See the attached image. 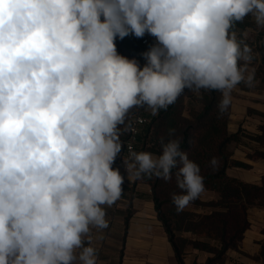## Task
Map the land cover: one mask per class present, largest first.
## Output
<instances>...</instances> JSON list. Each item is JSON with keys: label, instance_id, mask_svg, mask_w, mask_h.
<instances>
[{"label": "clouds", "instance_id": "1", "mask_svg": "<svg viewBox=\"0 0 264 264\" xmlns=\"http://www.w3.org/2000/svg\"><path fill=\"white\" fill-rule=\"evenodd\" d=\"M249 15L264 30V0H0V264H98L82 237L108 228L102 206L122 195L113 164L129 111L156 116L204 89L222 92L226 112L238 84L254 86L248 33L230 31ZM146 33L157 43L141 68L115 41ZM161 143L158 156L130 152L126 179L169 181L179 165L180 213L204 178L179 138Z\"/></svg>", "mask_w": 264, "mask_h": 264}, {"label": "trees", "instance_id": "2", "mask_svg": "<svg viewBox=\"0 0 264 264\" xmlns=\"http://www.w3.org/2000/svg\"><path fill=\"white\" fill-rule=\"evenodd\" d=\"M257 26L252 21V16L245 17L242 22H235L230 31H234L240 40L241 32ZM261 45L257 51L260 65L257 73L261 78L264 88V30L260 31ZM124 51L129 53V60L135 59L139 47L136 42L123 45ZM242 66V61L239 62ZM192 98L200 110L192 109L189 117L184 116V102L187 97ZM222 99L219 90L208 91L201 89L199 92L185 89L176 102L169 105L166 110L146 119L141 135L138 138L135 151L150 152L154 155L162 154L161 137L164 143L171 139H180V150L188 154V158L200 168V175L204 178V191L216 196L215 201L202 203L199 197L189 203L192 207H208V214L198 215L188 210L177 213L173 204V195L185 194L184 190L177 187V168L172 169V179L165 181L159 178L139 179L151 187V194L159 221L168 236L173 248L177 264H185L186 249L191 248L206 252L211 255L205 264H223L228 251L238 250L246 231L250 228L248 211L251 208L264 209V176L260 184H247L227 175L229 168L248 169L245 163L232 160L229 146L239 143L246 138L256 144L255 152L249 158L264 160V124L258 128L257 135H246L240 129L234 134L228 131L230 106L221 114L218 104ZM134 113L131 109L125 118V125L129 126ZM264 119V114L261 115ZM125 125L119 127L123 128ZM169 129H175L174 135H169ZM128 131L120 139L122 150L115 162L120 159ZM216 157L220 161L218 170L213 171L209 162ZM181 233H191L198 238L190 242L181 236ZM203 239V240H202ZM214 242L216 245H211ZM260 258L264 264V242L261 246ZM197 264V263H194Z\"/></svg>", "mask_w": 264, "mask_h": 264}, {"label": "crops", "instance_id": "3", "mask_svg": "<svg viewBox=\"0 0 264 264\" xmlns=\"http://www.w3.org/2000/svg\"><path fill=\"white\" fill-rule=\"evenodd\" d=\"M252 21L255 24L253 18ZM245 31L248 33L247 37L251 38L249 43L246 42L247 39L245 43L252 48V59L247 63V68L249 71L255 68L254 86L248 87L241 82L232 90L228 131L234 134L241 129L244 134L257 135L258 127L264 121L261 116L264 114V88L257 73L260 65L257 49L261 45V29L248 28L241 32L240 39H243L242 33ZM115 42L118 52H125L123 45L131 43L130 40L124 43L117 42V40ZM155 44H151L146 51ZM138 55L135 56V60L139 58ZM144 62H146L145 59ZM242 62L245 64L244 61ZM189 101L192 103L190 110L201 109V106L190 96L187 97L184 102L186 118L189 117L190 112V110L187 111ZM142 111L145 119L153 116L147 105H144ZM248 113H252L251 116ZM230 127H232L231 131ZM242 140L245 148L256 146L254 142H249L244 138ZM231 159L245 163L249 168H229L227 170L229 177L247 184H260L264 176L263 159L249 158L248 153L237 150L232 153ZM125 160L134 163V160L126 159L123 149L120 159L113 164V168H119L121 174L125 176L122 195L113 205L102 206L105 209L108 228L99 229L90 225L89 232L82 237L84 246H92L97 250L98 264H177L168 236L158 219L151 187L142 180L127 181L123 163ZM248 217L250 228L246 231L239 249L228 251L223 264H263L260 251L264 242V209L251 208L248 211ZM190 249L193 248L189 247L186 250L185 264L206 263L208 256L205 252ZM80 251V249L76 250L77 257ZM74 264H79L78 259Z\"/></svg>", "mask_w": 264, "mask_h": 264}, {"label": "built area", "instance_id": "4", "mask_svg": "<svg viewBox=\"0 0 264 264\" xmlns=\"http://www.w3.org/2000/svg\"><path fill=\"white\" fill-rule=\"evenodd\" d=\"M128 40H130L131 43L132 42L137 43L139 47L138 50L139 58L137 59V61L139 63V66L142 68L145 65V62L141 54L146 52V50L150 47L151 44L157 43L156 38L147 33L142 38H137L134 35H129L125 37L123 40L117 38V41L120 43H124ZM143 107L134 108V113L132 115L131 123L129 125L128 137L124 143V147H125L124 154L126 159H128L129 161H132V159L130 158V152H136L135 147L138 138L141 135L144 125L147 123L145 117L143 116V111H142Z\"/></svg>", "mask_w": 264, "mask_h": 264}, {"label": "rangeland", "instance_id": "5", "mask_svg": "<svg viewBox=\"0 0 264 264\" xmlns=\"http://www.w3.org/2000/svg\"><path fill=\"white\" fill-rule=\"evenodd\" d=\"M251 40V38L250 37H247V43H249V41ZM118 42V41H117ZM118 52V51H117ZM118 54H120V55H122V56H125V57H128L129 56V53L128 52H118ZM147 62H145V64H146ZM188 108H187V111H189L190 109H191V107H192V103L189 101L188 102V106H187ZM249 114V116H251V114L252 113H248ZM264 120V119H263ZM262 124H264V121H263V123ZM236 126V125H235ZM259 128V127H258ZM231 129H232V127H230V131H231ZM230 134H231V132H229ZM246 133H250V132H246ZM247 134H244V136H246ZM244 139H246V138H244ZM248 140V139H247ZM242 141V142H241ZM240 141V144L239 143H233V144H231L230 146H229V151L231 152V154L232 153H234V152H236V150L237 151H245L246 153H248L249 155H253L254 154V152H255V148L254 147H257V146H255L254 145V147H244L243 145H242V143H243V140H241ZM249 142H250V140H248ZM252 146H253V144H252ZM199 199H200V201L202 202V203H209V202H211V201H215L216 200V196L214 195V194H211V193H206V192H202L201 194H200V197H199ZM185 210H188V211H191V212H193V213H195V214H200V215H203V214H208V213H210V209L208 208V207H203V206H199V207H192V206H190V205H188L186 208H185ZM181 236L183 237V238H186L187 240H189L190 242H193V241H195V240H198V238H196L195 236H193L191 233H181ZM203 240V239H202ZM211 245H216L214 242H211ZM190 247V246H189ZM188 247V248H189ZM187 250V249H186ZM191 251H193V249H190ZM206 253V252H205ZM205 255H207L208 256V258L209 257H211V255L209 254V253H206Z\"/></svg>", "mask_w": 264, "mask_h": 264}]
</instances>
